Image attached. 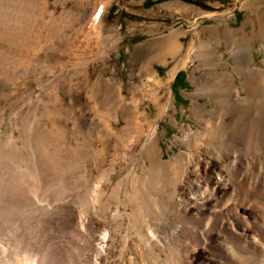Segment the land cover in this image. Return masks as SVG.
I'll return each instance as SVG.
<instances>
[{
	"label": "rangeland",
	"instance_id": "374dc122",
	"mask_svg": "<svg viewBox=\"0 0 264 264\" xmlns=\"http://www.w3.org/2000/svg\"><path fill=\"white\" fill-rule=\"evenodd\" d=\"M0 1V226L37 213L103 228L124 237V264L139 234L157 236L153 264H225L220 246L252 254L229 232L264 231V197L246 198L264 189V0Z\"/></svg>",
	"mask_w": 264,
	"mask_h": 264
},
{
	"label": "bare ground",
	"instance_id": "6f19581e",
	"mask_svg": "<svg viewBox=\"0 0 264 264\" xmlns=\"http://www.w3.org/2000/svg\"><path fill=\"white\" fill-rule=\"evenodd\" d=\"M3 1L4 0H2V3H3ZM28 7H30V6H28ZM15 10H17V9H15ZM101 11L99 10V13H101ZM18 12H20V9L18 10ZM46 12L47 11H45V12L40 11L39 7H37V5H35V13H34V15H35V26H34V28H35V39H37V40L39 38L44 40V39H46V37L48 35H50V34H47V32H46V28H45L46 21H43L44 19H42V17L47 14ZM18 15H19V13H18ZM96 17H98V16L96 15ZM47 18H48V16H47ZM19 19H20V17H19ZM85 19L86 18L84 17L83 20L85 21ZM84 21L82 23L79 22L78 27H76L72 31L73 32L72 34H69L67 32H64V34L59 33L57 36L58 37L57 40L60 41L62 44H65L67 41H64V40H67V37H69V39L70 38L73 39L75 37V35L77 33H79L80 30H82L81 28H83V24H85ZM99 22H101V20L98 21V23H97L98 25L101 24ZM15 24H17V21ZM65 24H67V23H65ZM49 27H50V25H49ZM18 28H19V26H18ZM7 31H9V30H7ZM15 35L17 36V34H15ZM173 40H171V41H173ZM40 41L41 40H39V42ZM171 41H169L170 43L168 44V46H170V47H168L166 51H173V53L178 52L180 50V47L178 46L179 42H176V41L171 42ZM162 50H164V49H162ZM156 102L159 103V96L156 97ZM190 135H193V133H190ZM234 159L237 161L239 158H237V157L233 158L232 161H229V163H228V164L231 163L230 165H232V166L229 165L230 167H232V168H230V173L232 174V176H231L232 178H236L235 176H237L238 169H239L237 165L234 166L232 164L235 161ZM223 166L225 167V165H223ZM228 169H227V171H228ZM214 178H216V179L220 178V180L222 179L220 177L219 172L217 173V175H214ZM233 182L235 183V185H237V187H239V190H242L241 191L242 194H244V191L247 190L246 186H244V184H245L244 181L239 182V180H236V181L233 180ZM262 187L263 186H257V187H251L250 189H248L247 191H249V194L246 195L247 196L246 198L253 199L255 202H257V199H258L257 196L258 197L259 196L264 197V194H263L264 189ZM225 193H226V190L219 189V191H217V193H216V197H218V195H220V197H221ZM242 196H244V195H241V197L236 198L237 204H238V202H242L243 200H245V197H242ZM216 197L214 198L215 200L217 199ZM231 208H232V206L229 207V209H231ZM197 213H199V212H197ZM175 214H177V217H180V218L183 217L185 219H188V220L191 219V221L198 222V221H196L197 219H194L193 217H191L187 214L183 213L184 215H182V214H180V212L175 213ZM200 214H202V212ZM25 217H27V216H22L23 219H21L24 222L26 221ZM30 217H32V215ZM175 217H176V215H175ZM1 218H4V217L0 216V220H2ZM18 218L19 217L15 218V219L18 220ZM29 219H31L30 222H32L30 224L31 226H25L24 222H23L24 225L23 224L20 225V224L16 223V224H13V225L11 224V226H6V227L0 226V264H124V262H123L124 259H121V256L126 255V250H124V249H126V246H125L126 241L124 240V237L121 236L122 237V242L120 243L121 245H115L116 243H114V240H113V239L117 238V237L113 236V235H115L114 234L115 232L112 233L111 231H109V230L107 231L106 229H103V228H102V230H94V229H92L93 227L91 228L92 230L85 231V230L78 228V227H75V226H68L67 227L66 225L68 223L66 225L62 224V225H58V226H52L48 221H46V220H49L46 218V215L45 216H43V215L39 216V215H37V213L35 214L34 218L32 217ZM67 220H69V219H67ZM14 222H16V221H14ZM185 230L187 231L186 234L185 235L182 234L181 236H185V237H187V239H191L192 241L193 240L198 241L197 240L198 239L197 238L198 231L193 233L192 229H190V228H187ZM259 232H260L259 233L260 235L256 236L257 239H256V237L255 238L253 237V240H250L249 237L247 238L246 235H248V233L245 231L241 234H236L232 231L229 232L230 236L233 238L234 242H236L235 244H237L239 246V248H242L243 250L252 251L251 252L252 254L243 256L241 254V252L240 253L237 252V255L233 256L234 254L230 255V253H231L230 250H232V249H228V247L226 249V248L221 247L220 245H219L220 247L213 245L212 248H214V249H217L216 247L219 248L220 255H222L225 258V261L227 262L225 264H261V263H258L259 261H257V257L260 254V249H261V248H258L257 243H259L261 238L264 237V231L261 230ZM227 235H229V234H227ZM140 236H141V234H139V236H137V237H139V240H140V249H138L139 250V256L135 254V256H132L131 259H128L127 263L128 264H134L133 262H135V260L137 258H140V257L144 258L145 257V259H146L148 257L147 258L148 260H147V262H145V264H153L151 262L152 258H149V256L151 253V257H154L152 255V253H153L152 250H153V248L156 247V245L158 243L156 240L157 236H154L152 238H150V237L145 238L144 235L141 237ZM242 242L246 245L241 244ZM149 243H150V247L147 246ZM107 250H109V252L112 254L111 257L115 258L112 263L107 262L108 261V255H107L108 251ZM155 252H157V251H155ZM155 254H157V253H155ZM262 257H264V256H262ZM199 259L196 261L195 264H206V262L205 263L202 262L204 260L201 261ZM172 261L173 260H171V262ZM136 262H138V261H136ZM165 263H167V262H165ZM170 263H168V264H170ZM157 264H161V262L157 263Z\"/></svg>",
	"mask_w": 264,
	"mask_h": 264
},
{
	"label": "trees",
	"instance_id": "16d2710c",
	"mask_svg": "<svg viewBox=\"0 0 264 264\" xmlns=\"http://www.w3.org/2000/svg\"><path fill=\"white\" fill-rule=\"evenodd\" d=\"M181 73H182V72H181ZM179 75H180V73H179V74H177L176 78H178V77H179Z\"/></svg>",
	"mask_w": 264,
	"mask_h": 264
}]
</instances>
